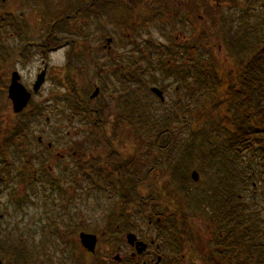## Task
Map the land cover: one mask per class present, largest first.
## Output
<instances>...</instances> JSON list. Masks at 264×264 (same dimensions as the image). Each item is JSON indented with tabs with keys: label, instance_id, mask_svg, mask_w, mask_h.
I'll use <instances>...</instances> for the list:
<instances>
[{
	"label": "flooded vegetation",
	"instance_id": "obj_1",
	"mask_svg": "<svg viewBox=\"0 0 264 264\" xmlns=\"http://www.w3.org/2000/svg\"><path fill=\"white\" fill-rule=\"evenodd\" d=\"M83 1L85 3L89 0ZM159 1L162 3L161 0L93 1L92 13L108 20L111 28L109 33L103 31L102 42L94 44L89 42L86 45L88 50H92L93 64L104 63V66L98 67L95 73L97 82H92V86L90 83V89L93 90L86 98L83 96L79 99L72 98L66 118L67 127L70 129L62 135L63 137L56 131H52L50 140H44L38 135L37 152L31 148V145H28L27 150L23 152L27 155L35 152L43 155L45 162L40 161L39 166H45L48 160L56 162L57 159L61 160L67 156L68 161L64 166L70 171L66 172L65 176L72 190L81 188L85 179L95 180L101 176H108L116 181L115 186L110 190L116 196V203L110 206L103 205L108 208L98 213L100 220L96 226L100 229L87 230L79 219L70 220L71 226H82L84 228L82 231L95 236L93 251L79 244L77 236L75 240L78 247L74 246L76 251L72 250L71 255H66L60 262L62 264H260L264 228L259 224L251 225V222H246L242 218L243 205L240 191L244 190L243 173L230 172L227 170L226 162L215 159L217 157L211 159L206 157L204 158L205 162L208 161L206 163L216 161L217 170L198 172L197 180H193L190 173L189 179H186V176L183 178V173L169 171L167 172L169 184H175L173 188L166 189L158 185L149 188L151 180L154 181L153 183H159L160 174L150 172L148 167H145L143 172L133 171L131 163L133 146L125 151L120 149V146H125L126 142L133 141V131L147 132L149 128L148 125L144 127L135 123L131 113L133 96L137 99L136 106L150 105L151 99L147 96L149 94L170 108L175 99L183 96L182 88L178 84H181L180 79H174L176 70L182 66L196 65L198 39L205 44V40H209L212 33L209 14L213 11L214 0H171L172 4L169 5L174 10L165 9L164 4L159 7L160 4L155 3ZM253 1L257 3L256 7L263 10L264 15V0ZM218 4L220 3L216 1V5ZM237 6L229 4L227 7L232 11ZM199 8L203 11L198 14ZM166 13L171 19L175 17L176 20L178 19V28L173 39L163 42L131 37V31L138 22L141 26L153 25L155 19L160 16L163 18ZM226 15L228 23L237 19L234 14ZM197 16L202 22L201 26L195 23ZM99 34L95 37L97 38ZM118 38L128 43L132 53L136 52L134 55L137 59H126L124 56L123 59L112 58L111 53L114 52L112 48L116 46ZM63 45L64 43L51 44V41H48L42 53L45 54ZM83 48L84 45L78 46L79 50ZM104 50L108 59L99 61V53ZM21 54L24 57L29 56L27 52ZM81 67L86 69V61ZM164 67L171 71L168 75H165ZM46 68L47 64H44L41 71L36 74L31 89L21 82L19 71L16 69L11 71L6 95L12 113L22 114L29 109L33 96L45 81ZM13 72H17L19 82L31 95L26 106L17 113L14 112L12 102L8 98V86ZM41 73H44L43 81L39 89L34 91L33 86ZM156 76L161 79L171 77L175 80L178 85L176 84L174 92L179 95L174 100L173 97L168 98L164 86L150 85L158 83ZM108 80H112L114 85H110ZM64 85L67 91L72 89L66 83ZM152 87L161 90L164 98L161 99L154 93ZM119 89L121 91L116 94ZM171 101L172 104L169 103ZM113 106H116L115 110H112ZM196 111L193 103L189 108L191 124L194 122ZM74 118L79 120L72 125L70 121ZM71 131L73 134L70 137ZM148 135L145 133V137ZM66 136L67 140H65ZM143 141L149 142L144 138ZM56 148H62L63 153L56 151ZM177 158L173 157L170 160L174 162ZM119 163L123 166L118 165ZM125 166L128 169L127 173L122 172ZM30 167H32L31 163L26 162L25 170H29ZM48 167L53 172V167L50 165ZM205 168H209V165ZM32 171L34 182L44 176L36 169ZM160 173L164 176L166 174V172ZM24 178L30 179V176L27 174ZM92 182L95 184L94 181ZM42 184L43 182L39 185ZM118 184L126 187L116 188ZM39 188L33 192H40ZM95 189L102 191L100 185H96ZM79 215L81 214L78 213L77 216ZM246 227L248 236H246ZM70 239L72 237L67 240ZM253 242L254 251L247 252L246 249L251 248Z\"/></svg>",
	"mask_w": 264,
	"mask_h": 264
},
{
	"label": "rangeland",
	"instance_id": "obj_2",
	"mask_svg": "<svg viewBox=\"0 0 264 264\" xmlns=\"http://www.w3.org/2000/svg\"><path fill=\"white\" fill-rule=\"evenodd\" d=\"M68 1L0 0V16L5 15L9 17V23H3L0 26V128L2 130L0 139H3L2 143L4 146L10 144V148H15V155L8 156V164L5 166V169L9 167V169L15 172L16 178H13L15 182L23 179L27 174L32 179V182L29 181L30 186L27 187V190H21L19 192L22 205L16 208V205L7 201L6 196L10 187L13 188L12 184L0 178V234L2 235L0 239L6 237L11 240H20L26 243V245L33 246L34 249L30 251V255L24 258V261H26L24 263L26 264H62L60 262L61 259L66 255H71L72 250L75 252L78 245L73 240L66 241L63 238H55L54 235L50 234V230L54 228L61 229L64 225L70 224V220L77 221L78 219L85 224L87 230L93 229L92 231H94L100 229L96 226L100 220L98 213L108 208L106 206L116 203V196L113 191H110L116 183L113 177L101 176L95 180L85 179L82 181L81 188L72 190L68 186L69 184L65 176V173L70 171L64 166V163L68 161L67 156L61 160L57 159L56 162L48 160L45 166H39L40 161H43L45 158L43 155L36 153L37 136L41 135L44 140H50L52 131L58 132L63 137L62 135L66 134L67 130L70 129L67 127L66 118L68 117L67 108L72 102V98L79 99L80 96L86 98L93 90L90 89V83L92 86V82H97L95 80L97 79L95 73L98 67L104 66V63L102 65L101 62L95 65L93 64L92 50L89 49V51L86 45L89 42L90 44L102 42L103 31L109 33V30H111L108 20L101 19L98 15H94V13L77 17L70 20L71 22H54L55 19L59 20L64 16L63 12ZM216 1L220 4L216 5ZM161 2L155 3L160 4L159 7L164 4L165 9L169 8L174 10L169 5L172 4L171 0H161ZM229 4L238 6L230 11L227 7ZM256 4L253 0H214L213 11L209 14L211 20L210 28H212L210 40H213V44L215 45L217 40L222 39V32L225 29V25H227L225 21L227 13L234 14L241 21V18H244L245 11L249 9L252 10L251 17L248 18L249 23L257 25V22H259L260 24L259 26L257 25L256 35L257 37L264 36V23H262L264 17L263 10L256 7ZM202 11L199 8L198 14ZM170 13L172 14L171 10ZM192 17L194 18V16ZM195 18L197 26H201L202 22L199 21L198 16ZM177 22L178 19L176 20V17L175 19H171L167 13L163 18L160 16L155 19L153 25L145 24L141 26L138 22L131 31V37H138L139 40L154 39L168 42L174 38L178 28ZM235 24H237V21L233 22L232 26ZM19 30L20 32H18ZM96 34H99L97 38L95 37ZM254 37V34L250 35V39H257ZM48 41H51V44H56L57 42L60 44L64 43V45L43 54L42 50L46 49L44 45ZM207 43L208 39L205 40V45ZM115 44L116 46L112 48L114 49V52L111 53L112 58L123 59L122 57L124 56L126 59H137L134 55L136 52L132 53L128 43L118 38ZM81 45H84V48L79 50L78 46ZM216 45L218 46L219 43ZM23 46H25V50L29 54L28 57H24L21 54ZM212 51L221 66L225 64L227 67H231L232 70L237 71L238 61L231 58L228 53L226 54L227 51L224 44L219 46V51L216 48L215 50L212 49ZM99 55V61L108 59L105 50L99 53ZM70 58L71 65L67 68V63ZM84 61L87 64L86 69L81 67ZM105 62L107 63V61ZM44 64H47V68L43 85L37 94L33 96L29 109L25 110L22 114L15 115L11 112L6 95L11 71L14 69L19 71L21 74V82L28 89H31L36 74L41 71ZM156 77V80H159L158 83L150 85L164 86V91L168 98L173 97L174 100L179 95L174 92L177 84L175 80H172L171 77H167L166 79ZM108 82L110 85H114L112 80H108ZM65 83L69 88H72L70 91L66 90ZM120 91L121 89L116 94ZM147 96L148 98L150 97L151 104L143 106L146 111L153 112L156 116L164 117L168 105L161 104L154 96L152 97L149 94ZM169 103L172 104L173 102L171 101ZM198 105V101H196V109ZM115 109L116 106H113L112 110ZM203 110L202 112H204ZM198 111L197 109V113ZM198 115L199 122L197 124L199 126L196 124V121L191 124V115H189L188 120L183 121V125L179 124L180 130H177L176 135L178 138L175 137V143L183 147L188 145L189 142L186 139H188L189 135L193 132L192 130H194L195 132L193 134L195 135H193V140L196 144L193 147L190 144L189 147L191 153H193V166H197L198 163H203L205 172L215 171L218 166L216 161L212 160L213 163H206L208 161L205 162L204 158L210 157L211 159V157H217L215 159L226 162L228 166L227 170L236 168L235 171L238 173L239 170H242L243 172L241 173L245 177L244 190L240 191L242 193L243 205L242 218L246 222H251V225L259 224L264 228V158L261 147L256 146L253 149L255 152L244 149L240 156L232 157H230L232 155L231 151H226L225 156H222V149L213 154L210 153L207 137L205 138V144L203 146L200 145L201 139L204 136L201 132L205 128L210 130L211 135H215V131L209 126V120L205 119L206 113H200ZM78 120L74 118L70 123L75 125ZM184 124L186 125L184 126ZM190 124L194 127L191 128ZM9 127H22L20 136L14 140H8L10 139V135L8 134ZM72 134L73 132L71 131L69 136L71 137ZM134 134V137L132 136L133 141L126 142L125 146H120V149L125 151L133 146V156L137 162V171L143 172L145 171V167H148L150 168V172L160 174L158 176L159 183H153L154 181L151 180L149 188H155L156 185L166 189L173 188L175 184H169L167 159L163 155H160L155 147H151L149 142L142 140L143 136L141 131ZM67 139L66 136L65 140ZM206 144L207 146H205ZM28 145H31V148L36 152L32 155L26 154V157L22 158L23 152L27 150ZM178 149H182V147H171L174 157H177L179 153L186 155ZM12 151L11 148L10 153ZM56 151L63 153L62 148H56ZM27 157L33 158L31 163L32 167L29 170H25L24 168ZM39 157H42L43 160L38 159ZM49 165L53 167V172L49 170ZM207 165H209V168L206 169L205 166ZM33 169L40 171L44 175L43 177L37 178L35 182L32 172ZM219 171H223V169ZM160 172H166L165 176ZM48 178L53 179L51 183L56 182V185H49L51 183H49ZM92 181L95 184H92ZM42 182L43 184L39 185ZM96 185H100L102 191H97L95 189ZM120 187L126 186L121 184L116 185V188ZM16 188L20 189L21 187L17 185L15 186ZM38 188L40 192L34 194L33 191ZM25 192H27L26 195L22 197V194ZM28 197H30V200H27L29 199ZM78 213L81 215L77 216ZM73 228L77 230L83 227L73 226ZM47 235H49L50 239L44 241V239H47ZM262 236L264 237V233ZM40 247H43V249ZM10 260H7V262Z\"/></svg>",
	"mask_w": 264,
	"mask_h": 264
},
{
	"label": "trees",
	"instance_id": "obj_3",
	"mask_svg": "<svg viewBox=\"0 0 264 264\" xmlns=\"http://www.w3.org/2000/svg\"><path fill=\"white\" fill-rule=\"evenodd\" d=\"M93 1L94 0H89L84 3L83 0H69L63 12V19H55L54 22H71L70 20L77 17L89 15L94 11ZM251 12V9L245 11L244 18H241V21L240 18H237L228 23L225 18L227 25H225V29L222 32V39L217 40L216 44L219 43L218 46L213 44V40H210L211 38L206 45L203 44L202 40L198 39L196 65L193 67L182 66L176 70L177 72L174 74V79H180L181 84L179 83V87L182 88L183 96L175 99L173 105L167 108L164 117L156 116L153 112H147L143 106H136L137 99L135 96L132 98L131 113L133 114L135 123L139 126H149L147 132L140 130L143 138L148 140L149 145L155 147L158 153L167 159L169 171L183 173V178L186 176V179H189L191 169H197L199 173L205 172L203 163H198L197 166H193L192 164L193 153H191L189 147L190 144L192 147L196 144L193 140V135H195L193 134V132H195L194 130H192L193 132L190 131L192 133L189 135L188 139H186L187 142H189L188 145L183 147L175 143V137L178 138L176 133L179 124L183 125V121L189 119V108H191L193 103H195L196 106V101H198L199 104L197 108L199 111L198 113L196 111L194 122L196 121V124L199 122L198 114L206 113L205 119L209 120V126L215 131V135H211L210 130L203 129L201 133L204 136L201 139V146L205 144V138L207 137L210 153L213 154L222 149L223 154L221 155L225 156L224 154L226 151H231L232 155L230 157L240 156L244 149L255 152L253 149L256 146H260L264 158V36L257 37L256 35L258 29L257 25L259 26L260 24L259 22H257V25L249 23L248 18L251 17ZM236 21L237 24L232 26V23ZM7 22L9 23L8 16H0V26ZM262 23H264V17ZM18 32H20V30ZM253 34L255 35L254 38L257 39H250V35ZM65 42L67 43V41ZM222 44H224L226 48V54L228 53L231 58L238 61L237 71L232 70L231 67H227L225 64L221 66L213 54L212 49L215 50L216 48L217 51H219V46H222ZM21 52H26L24 46ZM70 61L71 58L67 63V68L71 65ZM163 69L165 75L171 72L167 67ZM180 109H182V111L179 112ZM201 109H204V112H202ZM185 125L186 124H184V126ZM192 127L194 126L191 125V128ZM21 129L22 127H9L8 134L10 135V139L8 140H14L16 137L20 136ZM0 133H2L1 128ZM134 133H138V131H133V135H135ZM145 133L149 134L148 137H145ZM219 138L221 139L219 140ZM2 141L3 139H0V178L12 184L13 188L10 187V190L6 193L7 201H10L13 205H16V208H19L21 207L19 205H22L19 192L21 190L26 191L27 187L30 186L29 181H32L28 178L19 179L17 182L14 181L13 178H16L15 172L9 169V167L5 169V166L8 164V156L15 155V148L11 147L13 151L10 153V144L4 146ZM205 146H207V144ZM171 147H182V149L178 150H181L189 157L179 153V155H177L178 158L176 157L177 159L173 162V160H170V158L174 157ZM27 158V160L32 163L33 158ZM38 159L43 160L42 157ZM42 162L44 163L45 161ZM131 163L134 168L133 171H136L137 162L134 156ZM233 163H235V161H233ZM118 165L122 164L119 163ZM229 170L230 172H234L236 168ZM126 171H128V169L125 166L122 172L127 173ZM239 172L243 171L239 170ZM175 179H177V177H175ZM52 180L51 178L48 179V181H50L49 183L53 182ZM135 182L136 180H134V183ZM14 184L15 186L19 185L21 188L15 189ZM49 185H56V182ZM26 193L27 192L22 194V197H24ZM28 198L30 200V197ZM231 212L232 210L230 208V215ZM66 225L68 230L72 229L71 225ZM55 230L58 232V236H60V230L57 228H55ZM61 230L63 229L61 228ZM77 231L78 230L68 232L74 243ZM246 231V236H248L249 232L247 227ZM0 236L2 235L0 234ZM32 247L33 246H29V244L26 245V243L20 240H11L2 237V239H0V258L5 262L11 259L7 262L10 264H26L24 263L26 262L24 258L30 255V251L34 249V247ZM250 247L251 248L246 249L247 252L254 251V242L251 243ZM261 247L260 264H264V241H262Z\"/></svg>",
	"mask_w": 264,
	"mask_h": 264
},
{
	"label": "water",
	"instance_id": "obj_4",
	"mask_svg": "<svg viewBox=\"0 0 264 264\" xmlns=\"http://www.w3.org/2000/svg\"><path fill=\"white\" fill-rule=\"evenodd\" d=\"M44 73H41L38 76L37 81L35 82L33 86V90L37 91L39 89L40 84L43 81ZM151 90L156 93L158 96L163 99V94L161 90H159L157 87H152ZM30 93L26 91L24 86L19 82V76L17 72L12 73L11 82L8 86V98L12 102L13 110L14 112L21 111L27 104L28 100L30 99ZM191 178L193 180H197L199 178L198 172L196 170H192L191 172ZM80 243L83 247L89 249L90 251H93L94 245H95V236L92 234H88L85 232H82L79 234ZM0 264H6L0 260Z\"/></svg>",
	"mask_w": 264,
	"mask_h": 264
}]
</instances>
